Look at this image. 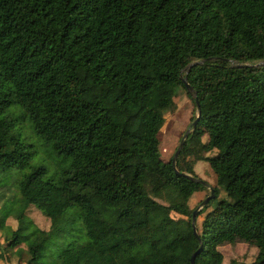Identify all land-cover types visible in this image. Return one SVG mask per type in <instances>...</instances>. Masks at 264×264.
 <instances>
[{"label":"trees","instance_id":"16d2710c","mask_svg":"<svg viewBox=\"0 0 264 264\" xmlns=\"http://www.w3.org/2000/svg\"><path fill=\"white\" fill-rule=\"evenodd\" d=\"M262 60L264 0H0V124L22 106L58 167L31 166L21 131L0 130V172L19 173L7 249L25 243V264H191L201 241L194 263L221 264L213 249L264 239ZM228 81L246 105L218 112ZM180 87L200 117L173 165L157 136ZM200 160L215 186L196 237L208 185L182 173L201 179ZM30 206L50 221L35 239ZM240 264H264V242Z\"/></svg>","mask_w":264,"mask_h":264},{"label":"rangeland","instance_id":"374dc122","mask_svg":"<svg viewBox=\"0 0 264 264\" xmlns=\"http://www.w3.org/2000/svg\"><path fill=\"white\" fill-rule=\"evenodd\" d=\"M9 92V85L4 83L0 87V94L3 95L5 99H8ZM168 95H171V93H168ZM172 99L174 106L166 112L165 122L157 136L159 151L164 157H170L174 153L175 148L178 146L180 139L184 135V132L190 126L192 119L197 114V110L194 107L192 100L188 97L183 88H178L177 91L172 94ZM245 105L246 100L238 97L236 94V84L228 81L223 92L219 96L214 109L218 112H225L232 107L241 108ZM4 116V121L0 124V130L8 134H16L18 130L21 131L20 141H23L27 146L25 149L32 153V157L29 160L31 166L43 165L47 167L49 172L58 168L56 167V158L53 153L50 152L48 145H46L43 140L36 136L32 131L30 122L28 121L25 110L22 106H18L17 104L10 105ZM201 139L205 142L207 141L208 136L205 134ZM29 170L30 168L21 169L20 174ZM195 173L198 177L205 180L209 186H215V173L212 172L209 166H200L196 169ZM18 174L19 173L13 174V171L6 169L1 170L0 172V176L4 181V184H2L0 188L4 194L3 199H6V201L9 200V203L12 205L11 212L4 222L5 227L0 229V251L2 253L0 264H25L27 258L25 243L21 244L18 249H7V242L5 240V237L9 235L7 227L16 229L18 225L17 216L19 203L17 201L18 191L16 187ZM77 188L78 186H75V189ZM208 195L209 188L202 190L201 196L199 197L205 199ZM227 196L231 200L234 198L233 194ZM3 199L0 200V204ZM212 205L213 203L210 204V206ZM195 207H198L200 210V203L196 202ZM25 215L27 218L25 231L30 234L31 238H37L40 234L39 230H47L49 228V219L36 207L30 206L26 210ZM201 219V217L197 218V226L200 225ZM263 242L264 239H251L246 243H237L234 245L224 244L218 248L220 253L215 249L212 250V253L215 257H219L221 264H230L232 260L235 261V264H240L244 261H252L256 246L262 245ZM8 252L9 255L7 256Z\"/></svg>","mask_w":264,"mask_h":264},{"label":"water","instance_id":"95a60500","mask_svg":"<svg viewBox=\"0 0 264 264\" xmlns=\"http://www.w3.org/2000/svg\"><path fill=\"white\" fill-rule=\"evenodd\" d=\"M210 59V58H208ZM208 59H201V60H197V61H193L191 63H189L185 68H184V71L185 73L187 74V72L189 71V69L195 65V64H200V63H203L205 60H208ZM259 63H264V60L260 61ZM237 66H240V65H237ZM181 81L183 82L184 84V87L186 89V91L191 95V97H195L196 95V92L195 90L192 88V86H190V84L188 83L187 81V77L186 75L184 77L181 78ZM195 103H196V107H197V114H196V117L193 119V121L191 122L190 126L186 129V131L184 132V135L182 136V138L180 139L179 143H178V146L176 147L173 155H172V164L175 165V161L180 153V150L182 148V146L184 145V140L185 138L188 136L189 132L194 130L196 125H197V122L199 120V117H200V108H199V104H198V101L195 100ZM184 176L188 177V178H191V179H194V180H198L200 182H203V183H207L201 179H197V178H194L192 177L191 175L189 174H186V173H182ZM208 185V184H207ZM208 188H209V195L202 200V202L200 203V209L205 205L207 204V202L212 199L214 197V190H213V187L209 186L208 185ZM198 207H196L193 212H192V217H191V223H192V227H193V232H194V235L197 237V233H196V230H195V220H196V215H197V211H198ZM202 249V243L200 241V244H199V247L198 249L193 252V254L190 256V263L191 264H195L194 263V259H195V256L201 251Z\"/></svg>","mask_w":264,"mask_h":264},{"label":"crops","instance_id":"0c3cea01","mask_svg":"<svg viewBox=\"0 0 264 264\" xmlns=\"http://www.w3.org/2000/svg\"><path fill=\"white\" fill-rule=\"evenodd\" d=\"M202 160H200V161H197L196 163H195V165H194V170L196 171V169L198 168V167H200V166H205V167H207V166H209L210 167V165H209V163L208 162H201ZM211 168V167H210ZM212 170V169H211ZM212 172H213V170H212ZM2 258V253H1V251H0V259Z\"/></svg>","mask_w":264,"mask_h":264}]
</instances>
